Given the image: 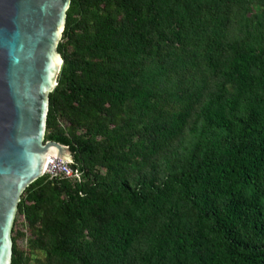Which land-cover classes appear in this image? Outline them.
Wrapping results in <instances>:
<instances>
[{"label":"trees","instance_id":"obj_1","mask_svg":"<svg viewBox=\"0 0 264 264\" xmlns=\"http://www.w3.org/2000/svg\"><path fill=\"white\" fill-rule=\"evenodd\" d=\"M56 52L79 179L22 190L9 264H264V0H69Z\"/></svg>","mask_w":264,"mask_h":264},{"label":"water","instance_id":"obj_2","mask_svg":"<svg viewBox=\"0 0 264 264\" xmlns=\"http://www.w3.org/2000/svg\"><path fill=\"white\" fill-rule=\"evenodd\" d=\"M68 3L0 0V264L10 263V229L20 193L42 174L48 157L70 156L66 146L43 141Z\"/></svg>","mask_w":264,"mask_h":264},{"label":"built area","instance_id":"obj_3","mask_svg":"<svg viewBox=\"0 0 264 264\" xmlns=\"http://www.w3.org/2000/svg\"><path fill=\"white\" fill-rule=\"evenodd\" d=\"M47 161L48 163H46L44 171L46 173L45 175H47L48 177H54L59 175L68 178H73L74 180L79 179V173L68 166L70 162L68 158L61 160L54 158V156H50L47 158Z\"/></svg>","mask_w":264,"mask_h":264},{"label":"bare ground","instance_id":"obj_4","mask_svg":"<svg viewBox=\"0 0 264 264\" xmlns=\"http://www.w3.org/2000/svg\"><path fill=\"white\" fill-rule=\"evenodd\" d=\"M46 163H48L47 159L43 161V165H42V172L44 171L45 169V166H46Z\"/></svg>","mask_w":264,"mask_h":264},{"label":"rangeland","instance_id":"obj_5","mask_svg":"<svg viewBox=\"0 0 264 264\" xmlns=\"http://www.w3.org/2000/svg\"><path fill=\"white\" fill-rule=\"evenodd\" d=\"M46 173H45V171H44V173L42 172V174L40 175V176H42V175H45ZM71 179H73V178H71ZM22 231V230H21ZM26 235H28V233H26ZM19 240V239H18ZM22 240H20V242H21ZM29 264H35L32 260H30V263Z\"/></svg>","mask_w":264,"mask_h":264},{"label":"clouds","instance_id":"obj_6","mask_svg":"<svg viewBox=\"0 0 264 264\" xmlns=\"http://www.w3.org/2000/svg\"><path fill=\"white\" fill-rule=\"evenodd\" d=\"M69 159V158H68Z\"/></svg>","mask_w":264,"mask_h":264}]
</instances>
